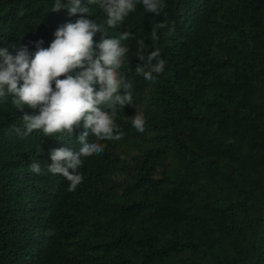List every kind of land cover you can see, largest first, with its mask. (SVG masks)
I'll return each mask as SVG.
<instances>
[{"label": "trees", "instance_id": "trees-1", "mask_svg": "<svg viewBox=\"0 0 264 264\" xmlns=\"http://www.w3.org/2000/svg\"><path fill=\"white\" fill-rule=\"evenodd\" d=\"M55 2L0 0V48H47L82 15L55 12ZM163 3L156 15L138 2L108 27L99 5L82 0L107 38L131 34L118 71L134 107L117 106L123 135L82 157L75 191L47 166L53 149L78 151L85 129L18 135L13 126L24 130L22 117L39 109L0 98V264H264V0ZM138 41L166 61L153 81L135 71ZM35 161L45 174L30 172Z\"/></svg>", "mask_w": 264, "mask_h": 264}, {"label": "clouds", "instance_id": "clouds-1", "mask_svg": "<svg viewBox=\"0 0 264 264\" xmlns=\"http://www.w3.org/2000/svg\"><path fill=\"white\" fill-rule=\"evenodd\" d=\"M138 2L156 15L165 7L163 0H89L104 11L108 27L122 23L135 11ZM81 3L82 0H66V3L56 0L53 11L67 9L71 15L77 12L82 15L75 22L60 26L47 48L43 47V40L35 42L34 53L24 46L13 56L7 48H0V98L11 96L12 104L19 111L25 106L39 109L38 115L22 117L24 130L13 126L18 135L28 136L35 130L52 137L58 133L71 134L81 126L85 129L78 137L81 145L78 151L59 148L50 153L52 163L47 171L62 175L69 182L68 191H75L83 181L79 172L82 157L101 154L105 145L99 141L121 139L123 133L115 123L117 106L134 107L132 85L118 71L129 51L121 41L130 39L131 34L124 32L119 38H107L105 26L90 19L88 7H81ZM18 14L23 15V10ZM166 27L163 22L153 26L154 42L159 39L157 29ZM174 31L173 26L169 34ZM97 33L102 34L98 44L94 39ZM137 43V57L142 64L135 71L153 81L164 72L166 61L159 58L158 48L148 52L144 41ZM131 122L138 132H144L146 121L142 115L137 113ZM89 133L95 140L89 141ZM29 170L37 175L45 174L38 161L29 165Z\"/></svg>", "mask_w": 264, "mask_h": 264}]
</instances>
